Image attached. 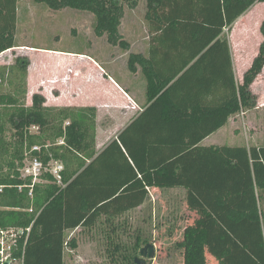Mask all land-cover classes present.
<instances>
[{
    "label": "trees",
    "instance_id": "16d2710c",
    "mask_svg": "<svg viewBox=\"0 0 264 264\" xmlns=\"http://www.w3.org/2000/svg\"><path fill=\"white\" fill-rule=\"evenodd\" d=\"M41 1L53 9L71 7L94 13L97 35L107 34L112 44L128 48L129 42L119 31L122 0ZM18 2L0 0V54L18 46ZM256 2L264 0H147L149 20L156 19L158 27L175 40L192 42V59L197 58L193 65L203 64L210 55L231 74L230 78L225 74V97L218 105L201 106L198 114L195 110L175 114V121H214L199 135L195 130L188 134L189 142L178 145L175 156H97L90 163L72 156L94 144L95 108L48 106L40 93L33 95L28 106L29 58L18 56L14 64L0 65V157L4 160L0 162V227H31L27 242L22 241L17 252L25 251V264H65L67 245L77 247L75 239L66 240L67 230L89 228L101 215L119 216L142 205L148 188L154 186L187 189L188 209L196 217L184 230V264H207V253L218 264H264V144L200 145L232 115L257 105L251 87L264 70V20L260 27L263 40L239 84L224 35ZM137 57L130 54L131 71L136 70ZM5 83L6 92L2 91ZM66 120L70 121L64 126ZM8 124L14 129V140L5 136ZM34 125L38 134L31 131ZM60 137H64L62 145L56 144ZM34 144L42 146L44 162L58 159L65 170L62 184L44 173L30 196L32 180L23 178L20 169ZM107 158L109 168L99 167V161ZM73 159L77 163L72 170ZM129 159L142 177L136 173L131 180L112 177L132 168Z\"/></svg>",
    "mask_w": 264,
    "mask_h": 264
},
{
    "label": "crops",
    "instance_id": "0c3cea01",
    "mask_svg": "<svg viewBox=\"0 0 264 264\" xmlns=\"http://www.w3.org/2000/svg\"><path fill=\"white\" fill-rule=\"evenodd\" d=\"M29 8L32 6H27L26 10ZM257 9L264 17V2L254 3L249 10L254 15ZM19 11L18 4V14ZM48 12L52 14L50 8ZM144 17L143 22L137 24L135 40L130 41L128 48L118 51L116 55L99 56L57 47L34 46L18 43L16 37V44L30 55V97L40 93L46 97L48 106L95 108L94 144L87 151H75L72 156H80L88 163L97 156H175L178 145L189 142L188 134L195 130V134L199 135L202 130L213 126L214 121L184 122L183 119L175 121L174 117L177 112L186 114L195 110L198 114L201 106L218 105L225 97V74L230 78V72L226 71L223 64L214 63L210 55H207L203 64L193 65L197 58L192 59L194 46L191 41L175 40L158 27L156 19L149 20L146 13ZM230 49L234 78L239 84L252 61L243 59L241 51L235 53L231 44ZM34 53L45 58L41 56L39 62H36ZM132 53L139 56L135 71L129 68L128 57ZM121 59L122 66L118 67L117 63ZM239 114L232 115L225 125L205 137L200 145H231L224 143L221 135L225 130L226 135L230 134L232 124ZM68 124L66 120L64 126ZM63 143L64 137L58 138L56 144ZM122 160L125 161L123 157ZM129 160L132 168L111 176L131 180L136 173L141 178L135 163ZM110 161L109 158L99 161V167L109 168ZM76 163L77 159H73L72 170ZM96 165L98 167V161ZM151 190L158 197L164 192H180L188 208L185 187L154 186L148 188L149 192ZM144 203L134 209L141 208ZM192 212L189 210V213Z\"/></svg>",
    "mask_w": 264,
    "mask_h": 264
},
{
    "label": "rangeland",
    "instance_id": "374dc122",
    "mask_svg": "<svg viewBox=\"0 0 264 264\" xmlns=\"http://www.w3.org/2000/svg\"><path fill=\"white\" fill-rule=\"evenodd\" d=\"M122 2L124 11L119 31L124 40L134 41L137 24L142 23L145 18L147 0ZM18 4L20 7L16 30L18 43L82 51L99 56L116 55L118 51L126 49L112 44L107 34L97 35L95 30L97 18L90 11L71 7L53 9L41 0H19ZM27 6L32 8L26 10ZM49 8L55 15L48 12ZM263 20L261 11L257 9L253 15L252 10H249L231 29L224 30L233 51L235 53L241 51L243 59L247 62L252 61V56L259 49V42L263 36L260 30ZM33 55L36 62H39L42 55L37 53ZM18 56L30 57L26 49L17 46L0 54V65L14 64ZM121 61L123 62L121 59L117 63L118 67L122 66ZM251 88L257 98V105L240 112L232 124L234 128L232 127L229 135L225 134L226 130L224 131L221 139L226 144L250 146L264 142V70ZM5 89L8 90L7 83L2 87V91ZM32 98L27 91L25 101L28 106L32 105ZM31 131L38 134L35 128ZM5 136L8 140L15 139L14 129L9 124ZM3 161L0 157V162ZM181 197L180 192H164L158 197L151 190L141 208L119 216L102 215L92 227L67 230L66 240L71 242L75 239L77 247L73 249L67 245L66 263L137 264L135 258L140 256L141 248L150 243L154 245L155 255L153 258L146 257V264H184L181 245L184 228L186 224L193 222L196 214L189 213V209L185 207L186 199ZM207 264L218 262L207 253Z\"/></svg>",
    "mask_w": 264,
    "mask_h": 264
},
{
    "label": "built area",
    "instance_id": "2783aa9c",
    "mask_svg": "<svg viewBox=\"0 0 264 264\" xmlns=\"http://www.w3.org/2000/svg\"><path fill=\"white\" fill-rule=\"evenodd\" d=\"M32 128L39 129L38 126L35 125L32 126L31 129ZM33 152H36V154H32ZM41 153L42 146L34 144L27 153L21 168V176L31 178L32 180V184L29 185L30 196L33 194V185L42 179L44 173L51 174L58 184H62V173L65 170L63 162L55 158H51L47 162H44ZM19 189H22V186H20ZM2 191L3 186H0V193ZM30 231L31 227H0V264H5L9 258V264H25L24 251H22L21 255H18L17 252L20 249L22 241L24 244L27 242Z\"/></svg>",
    "mask_w": 264,
    "mask_h": 264
},
{
    "label": "water",
    "instance_id": "95a60500",
    "mask_svg": "<svg viewBox=\"0 0 264 264\" xmlns=\"http://www.w3.org/2000/svg\"><path fill=\"white\" fill-rule=\"evenodd\" d=\"M155 255L154 245L147 243L140 250V256L135 258L137 264H146V257L153 258ZM10 258L6 261L5 264H9Z\"/></svg>",
    "mask_w": 264,
    "mask_h": 264
},
{
    "label": "bare ground",
    "instance_id": "6f19581e",
    "mask_svg": "<svg viewBox=\"0 0 264 264\" xmlns=\"http://www.w3.org/2000/svg\"><path fill=\"white\" fill-rule=\"evenodd\" d=\"M25 252V251H24ZM25 263V262H24Z\"/></svg>",
    "mask_w": 264,
    "mask_h": 264
}]
</instances>
